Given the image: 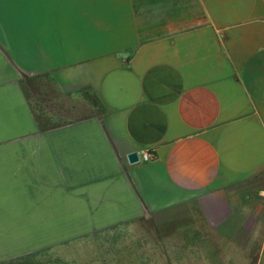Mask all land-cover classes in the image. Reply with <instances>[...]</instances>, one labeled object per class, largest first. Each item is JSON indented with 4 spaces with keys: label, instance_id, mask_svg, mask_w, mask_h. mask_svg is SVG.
<instances>
[{
    "label": "crops",
    "instance_id": "obj_1",
    "mask_svg": "<svg viewBox=\"0 0 264 264\" xmlns=\"http://www.w3.org/2000/svg\"><path fill=\"white\" fill-rule=\"evenodd\" d=\"M120 228L264 264V0H0V263Z\"/></svg>",
    "mask_w": 264,
    "mask_h": 264
},
{
    "label": "rangeland",
    "instance_id": "obj_2",
    "mask_svg": "<svg viewBox=\"0 0 264 264\" xmlns=\"http://www.w3.org/2000/svg\"><path fill=\"white\" fill-rule=\"evenodd\" d=\"M140 236V234L136 235L134 231H126L121 228L114 231H102L73 241L61 248L43 249L32 257L0 264H140L135 260L136 256L143 255L145 259H148L152 257L151 253H156L157 249H160L146 246H133L132 248L128 245L131 242L139 243ZM144 241L146 243V240ZM163 249L164 255H162L159 264H181L171 261L173 257L170 252H178L179 249L171 247ZM162 261L164 262L162 263Z\"/></svg>",
    "mask_w": 264,
    "mask_h": 264
},
{
    "label": "water",
    "instance_id": "obj_3",
    "mask_svg": "<svg viewBox=\"0 0 264 264\" xmlns=\"http://www.w3.org/2000/svg\"><path fill=\"white\" fill-rule=\"evenodd\" d=\"M126 158L129 163H135L139 160V154L137 151H130L126 154Z\"/></svg>",
    "mask_w": 264,
    "mask_h": 264
},
{
    "label": "built area",
    "instance_id": "obj_4",
    "mask_svg": "<svg viewBox=\"0 0 264 264\" xmlns=\"http://www.w3.org/2000/svg\"><path fill=\"white\" fill-rule=\"evenodd\" d=\"M139 154V158H142L143 160H151L152 159V154L148 151H142Z\"/></svg>",
    "mask_w": 264,
    "mask_h": 264
},
{
    "label": "trees",
    "instance_id": "obj_5",
    "mask_svg": "<svg viewBox=\"0 0 264 264\" xmlns=\"http://www.w3.org/2000/svg\"><path fill=\"white\" fill-rule=\"evenodd\" d=\"M38 253H32V254H27V255H25V256H23V257H19V259H25V258H28V257H32V256H34V255H37Z\"/></svg>",
    "mask_w": 264,
    "mask_h": 264
}]
</instances>
